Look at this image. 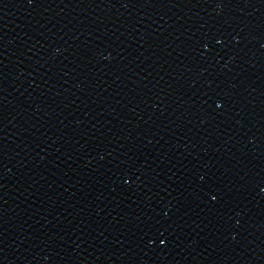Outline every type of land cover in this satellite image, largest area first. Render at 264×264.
<instances>
[{
	"label": "water",
	"instance_id": "1",
	"mask_svg": "<svg viewBox=\"0 0 264 264\" xmlns=\"http://www.w3.org/2000/svg\"><path fill=\"white\" fill-rule=\"evenodd\" d=\"M223 264H264V0H204Z\"/></svg>",
	"mask_w": 264,
	"mask_h": 264
},
{
	"label": "snow or ice",
	"instance_id": "2",
	"mask_svg": "<svg viewBox=\"0 0 264 264\" xmlns=\"http://www.w3.org/2000/svg\"><path fill=\"white\" fill-rule=\"evenodd\" d=\"M213 199H215V197H213ZM164 241L163 240H161V243H163Z\"/></svg>",
	"mask_w": 264,
	"mask_h": 264
}]
</instances>
